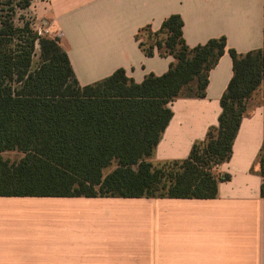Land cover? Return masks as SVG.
I'll return each mask as SVG.
<instances>
[{
  "label": "crops",
  "instance_id": "1",
  "mask_svg": "<svg viewBox=\"0 0 264 264\" xmlns=\"http://www.w3.org/2000/svg\"><path fill=\"white\" fill-rule=\"evenodd\" d=\"M29 12L60 34L85 86L123 68L141 83L165 74L173 58L147 57L138 31L179 14L190 47L225 36L227 52L210 72L204 99L179 98L152 159L183 160L218 126L220 99L233 76L229 49L264 47V0H35ZM243 119L229 180L215 199L0 196V264H264V83ZM109 172V170L107 171Z\"/></svg>",
  "mask_w": 264,
  "mask_h": 264
},
{
  "label": "trees",
  "instance_id": "2",
  "mask_svg": "<svg viewBox=\"0 0 264 264\" xmlns=\"http://www.w3.org/2000/svg\"><path fill=\"white\" fill-rule=\"evenodd\" d=\"M35 0H0V196L44 198L215 199L229 180L243 119L264 83V47L229 49L233 76L220 99L218 126L193 145L188 158L153 163L179 98L204 99L210 72L227 52L225 36L190 47L179 14L136 40L147 57H171L168 71L141 83L120 68L81 85L60 34L42 35L34 21L14 20L16 7ZM19 152L18 161L4 158ZM264 177V146L253 167ZM109 170V172H107ZM264 197V185L262 187Z\"/></svg>",
  "mask_w": 264,
  "mask_h": 264
},
{
  "label": "rangeland",
  "instance_id": "3",
  "mask_svg": "<svg viewBox=\"0 0 264 264\" xmlns=\"http://www.w3.org/2000/svg\"><path fill=\"white\" fill-rule=\"evenodd\" d=\"M8 8H9V6L0 3V15H1V13L2 14H7L8 11L6 9H8ZM15 13H16V15L14 16V20L18 24H21V22L23 21L22 17H26V19L33 20L34 23H35V19H34L33 15L31 14V12H29V9L24 11V10H21L20 8L16 7ZM21 157H22V154H20L19 152H16V151H14V152H6L4 154V158L7 159V160H10L12 162L13 161H18Z\"/></svg>",
  "mask_w": 264,
  "mask_h": 264
},
{
  "label": "built area",
  "instance_id": "4",
  "mask_svg": "<svg viewBox=\"0 0 264 264\" xmlns=\"http://www.w3.org/2000/svg\"><path fill=\"white\" fill-rule=\"evenodd\" d=\"M34 27L35 29L38 31L39 34H42V35H47L50 33V30L48 27H46V24L45 25H37L36 23L34 24Z\"/></svg>",
  "mask_w": 264,
  "mask_h": 264
}]
</instances>
